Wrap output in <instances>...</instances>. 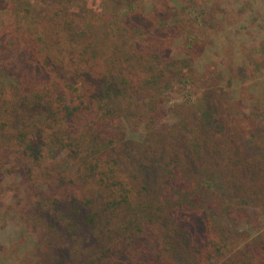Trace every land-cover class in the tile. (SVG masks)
<instances>
[{"label": "trees", "instance_id": "trees-1", "mask_svg": "<svg viewBox=\"0 0 264 264\" xmlns=\"http://www.w3.org/2000/svg\"><path fill=\"white\" fill-rule=\"evenodd\" d=\"M187 8L0 0V194L39 258L264 264V123L195 71L211 13Z\"/></svg>", "mask_w": 264, "mask_h": 264}, {"label": "rangeland", "instance_id": "rangeland-1", "mask_svg": "<svg viewBox=\"0 0 264 264\" xmlns=\"http://www.w3.org/2000/svg\"><path fill=\"white\" fill-rule=\"evenodd\" d=\"M145 1L147 4L151 0ZM177 1L188 8L204 7L211 13L206 26L209 28L211 22L212 30L201 29L206 48L195 71L204 75L214 71L212 77L220 87L226 88L234 101L241 102L242 113L264 123V117L258 116L264 113L254 108L264 100V0ZM179 100L175 98L169 105ZM13 185L10 190L14 189L16 194L17 184ZM14 194L9 190L0 194V246L3 247L0 264H53L32 252L35 236L23 226L29 212L23 209V204L19 207ZM258 233L252 232L251 236Z\"/></svg>", "mask_w": 264, "mask_h": 264}]
</instances>
